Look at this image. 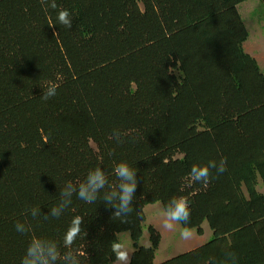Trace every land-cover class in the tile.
Returning a JSON list of instances; mask_svg holds the SVG:
<instances>
[{
  "label": "rangeland",
  "instance_id": "rangeland-1",
  "mask_svg": "<svg viewBox=\"0 0 264 264\" xmlns=\"http://www.w3.org/2000/svg\"><path fill=\"white\" fill-rule=\"evenodd\" d=\"M172 1L150 0V12L165 17ZM48 6V0H0V32L46 15ZM256 7L264 9V0L222 11L217 42L199 39L183 51L135 53L79 75L0 87V204L23 191L73 184L76 174L96 167L109 177L118 163L136 160L143 149H155L170 137L201 134L217 119V130L225 134L252 119L264 109V20L251 16ZM146 10L138 2L127 13L134 19ZM49 84L57 85L56 95L44 100ZM223 158L227 170L217 175L212 169L207 183L194 182L190 175L163 181L156 171L145 176L126 218L113 216L117 209L101 192L94 202L65 208L59 217L39 209L27 212L22 231L0 228V264L31 259L27 250L34 241L45 251L56 246L55 264H69L66 255L80 264H113L114 242L127 248L130 264H189L184 251L191 257L214 243L201 231L207 226L264 228V138L240 155ZM173 197L188 201L190 220L167 230L162 221ZM76 216L82 218L80 233L66 247L64 235ZM185 228L187 238L181 236ZM255 234L264 242L263 232ZM233 240L228 237L227 245L244 239ZM219 246L220 254L233 250L231 257L243 264H264L253 247Z\"/></svg>",
  "mask_w": 264,
  "mask_h": 264
},
{
  "label": "trees",
  "instance_id": "trees-1",
  "mask_svg": "<svg viewBox=\"0 0 264 264\" xmlns=\"http://www.w3.org/2000/svg\"><path fill=\"white\" fill-rule=\"evenodd\" d=\"M148 1L48 0L46 15L0 32V87L36 79L79 75L112 59L135 53L166 49L170 52L183 51L199 39L211 38L217 42L220 13L248 0H173L169 12L161 18L150 12L152 9ZM138 2L145 5L146 13L132 19L127 11L130 5ZM52 3H56L58 8L52 9ZM60 9L69 11L71 28L59 24L57 13ZM253 15L264 20V9L256 7L251 13ZM241 54L239 49L238 55ZM220 124L217 119L212 125H205L208 130L201 134L170 137L155 149H143L136 160L127 164L136 172L138 182L154 171L160 174L163 181L188 176L194 164L202 165L206 160L217 161L240 155L254 148L264 138V109L236 127L231 134L217 130ZM176 154L182 157L174 160ZM75 176L71 185L23 191L11 202L0 204V228L15 230L17 223L23 224L27 212L33 213L38 209L39 212H50L59 206L68 199L61 196V192L68 187L78 186L87 173ZM107 181L108 185L99 192L109 194L119 183L114 172L107 177ZM84 203L72 193L71 203L65 208L72 209ZM202 217L205 221L206 218ZM211 229L213 237L210 241L214 243L202 250L206 256L220 257L226 261L233 255V250L231 254L229 251L220 254L219 245L230 249L240 247V243L247 245L248 242L264 246V242H260L254 233H264V228L257 229L255 224L242 226L240 223L235 225L234 230L215 224ZM233 236H240L244 240L237 243L239 245H227L228 237L235 242Z\"/></svg>",
  "mask_w": 264,
  "mask_h": 264
},
{
  "label": "clouds",
  "instance_id": "clouds-1",
  "mask_svg": "<svg viewBox=\"0 0 264 264\" xmlns=\"http://www.w3.org/2000/svg\"><path fill=\"white\" fill-rule=\"evenodd\" d=\"M45 4V0H41ZM52 9H57L56 3L50 5ZM57 20L59 24L67 28L72 27V20L70 13L66 9H60L57 13ZM57 85L49 84L46 89H43L42 98L47 100L56 95ZM119 139V133H115ZM215 169L217 175L223 174L226 169V158H221L219 163L216 161H208L202 165H192L190 170V177L194 182L207 183L212 175L211 170ZM114 173L119 181L116 189L112 190L104 199L109 205L115 207L117 210L113 213L115 217H127L132 212L131 200L133 199L135 189L137 186L136 172H134L126 162H120L114 168ZM71 185V182L67 183ZM108 185L107 177L100 167H96L88 172L85 180L78 184V186L68 187L66 191L61 192V196H67L68 199L63 201L59 206L54 207L50 211V215L59 217L64 208L71 203V195L75 193L77 197L87 203H92L97 199L98 193ZM113 198L118 199V203H113ZM123 213V216L121 215ZM35 215V213H34ZM190 220V208L188 201L183 197L171 198L165 208L162 226L164 229L172 230L176 223L187 224ZM127 222V220H122ZM82 218L76 216L73 218L69 228L64 235V245L71 247L80 233V225ZM16 230L22 231L21 226L17 223ZM190 235L187 228L181 232V236L187 238ZM112 251L116 257L113 264H130V253L127 248L119 242H114ZM27 255L31 259H25L22 264H55L59 258L58 250L53 244L45 251L44 247L39 241H34L29 245ZM65 259L69 264H80L79 260L71 255H66Z\"/></svg>",
  "mask_w": 264,
  "mask_h": 264
},
{
  "label": "crops",
  "instance_id": "crops-1",
  "mask_svg": "<svg viewBox=\"0 0 264 264\" xmlns=\"http://www.w3.org/2000/svg\"><path fill=\"white\" fill-rule=\"evenodd\" d=\"M205 221H203L204 223ZM202 223V224H203ZM210 226H207L205 227V229H201L203 235L206 237V236H209L211 235L213 237V231L212 229L210 230ZM255 233V232H254ZM249 247H253L251 248L253 250V252L255 253L256 251V254H258L259 256H263L264 257V251H262V248L264 249V246H257V245H253L251 244L250 242H248L247 244ZM240 246H246L245 244H242L240 243ZM181 249H185L183 248V246H181ZM181 250L180 253H182L183 251ZM200 253H197V255H192L191 257H187V258H190V259H187L185 258L186 260H189L187 263L189 264H197V262H199L200 264H220L221 262H226V264H243L241 259H237V258H233V257H229L226 259V261L222 260L220 257H212V256H206L203 251H199ZM257 252H260L261 254L257 253ZM189 255L188 252L184 251L183 252V256H187ZM190 256V255H189ZM217 259V261H216ZM196 260V261H195ZM216 262V263H215ZM245 263V262H244ZM167 264H171V263H167ZM186 264V263H185Z\"/></svg>",
  "mask_w": 264,
  "mask_h": 264
}]
</instances>
